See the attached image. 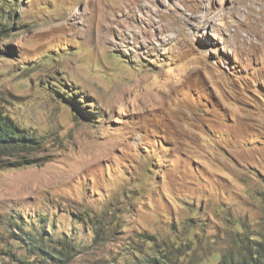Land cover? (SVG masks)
Here are the masks:
<instances>
[{"label":"rangeland","instance_id":"rangeland-1","mask_svg":"<svg viewBox=\"0 0 264 264\" xmlns=\"http://www.w3.org/2000/svg\"><path fill=\"white\" fill-rule=\"evenodd\" d=\"M0 111L38 141L0 153V264L264 231V0H0Z\"/></svg>","mask_w":264,"mask_h":264},{"label":"trees","instance_id":"trees-1","mask_svg":"<svg viewBox=\"0 0 264 264\" xmlns=\"http://www.w3.org/2000/svg\"><path fill=\"white\" fill-rule=\"evenodd\" d=\"M5 30L7 33L11 31L10 27H6ZM35 143L37 145L38 141L32 138L25 128L20 127L11 116L0 111V153L2 149L7 155L28 153L35 150ZM17 161L8 159L6 164L1 165L3 167L16 166L19 165ZM28 163L30 162L21 165ZM151 166H153V163ZM210 213L204 208L199 207L195 209L194 214L197 216H192L186 221L185 226L187 228L185 230L181 229L182 233H190V231L197 229L202 234L207 228V221L202 223L201 220L204 215L208 217ZM175 229L178 228H174V233H171L169 236L150 234L147 229L135 230L137 239H140L141 243L138 242L139 244L134 245L132 240L127 242L128 245L124 249L126 253L124 258L125 263H122V261H119V257H116L111 262H107V264H199L200 261L197 259L198 254L196 251L198 249V238L188 240L184 239V235L177 237L179 234ZM102 231H104L103 227L101 230L99 228L95 229L96 237L94 241H98V237L101 236ZM212 239L216 242L217 237H213ZM234 243L236 248L234 247L221 253L217 264H264L263 230L258 234L249 235V238L246 234L243 236L236 235ZM65 247V250H57L56 248L50 250L41 249L39 251L42 253V259L28 261L26 264H41L46 256H49L50 261L56 264L66 263V259L70 258V252L68 251H71L73 248L76 249V247L71 244L66 246V243ZM36 249L33 247L29 251L34 254ZM146 250L150 251L146 252ZM135 251L139 253L135 254ZM46 261L49 260L46 258Z\"/></svg>","mask_w":264,"mask_h":264},{"label":"bare ground","instance_id":"bare-ground-1","mask_svg":"<svg viewBox=\"0 0 264 264\" xmlns=\"http://www.w3.org/2000/svg\"><path fill=\"white\" fill-rule=\"evenodd\" d=\"M119 100V99H118Z\"/></svg>","mask_w":264,"mask_h":264}]
</instances>
